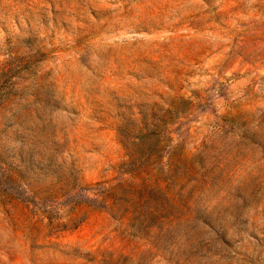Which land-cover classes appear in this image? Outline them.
<instances>
[{
	"label": "rangeland",
	"instance_id": "rangeland-1",
	"mask_svg": "<svg viewBox=\"0 0 264 264\" xmlns=\"http://www.w3.org/2000/svg\"><path fill=\"white\" fill-rule=\"evenodd\" d=\"M0 264H264V0H0Z\"/></svg>",
	"mask_w": 264,
	"mask_h": 264
}]
</instances>
